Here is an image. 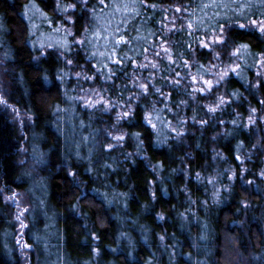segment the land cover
<instances>
[{"label":"trees","instance_id":"obj_1","mask_svg":"<svg viewBox=\"0 0 264 264\" xmlns=\"http://www.w3.org/2000/svg\"><path fill=\"white\" fill-rule=\"evenodd\" d=\"M27 1L0 0V78L31 116L0 109V264H171L169 245L176 264H264V34L236 25L264 0L75 1L86 41L44 55Z\"/></svg>","mask_w":264,"mask_h":264},{"label":"rangeland","instance_id":"obj_2","mask_svg":"<svg viewBox=\"0 0 264 264\" xmlns=\"http://www.w3.org/2000/svg\"><path fill=\"white\" fill-rule=\"evenodd\" d=\"M54 1L55 4L58 5H60V2H62V0H54ZM75 1L83 2L84 0H72V2L66 6H64V4H61L60 8L59 7L55 8L56 14L54 15L48 13V11L44 9L43 4H41V1L39 0H28L27 3L24 5L23 17L29 26V37H30L29 42L31 46L38 52L39 55H44L46 49H57L58 51H63V50L66 51L70 48L71 45L80 46L86 41V34H84V36L83 35L79 36L74 31L76 8L70 7V5H74ZM236 16L238 17V14ZM261 20H264V18L256 21L259 22ZM241 24L244 23L241 22ZM3 32H4V27L0 23V58L1 59H3L2 57L9 58V56L5 52L6 50H4L3 48L4 47L3 45L4 41H2ZM99 33H100L99 29H96L95 34H99ZM89 39L92 40V35ZM97 54H98L97 57L100 58L99 60H103L104 62H106L105 60L109 59L110 57L103 50L97 51ZM260 58L257 63L258 64L257 68L258 70L259 69L261 70H259L260 72L257 71V74L264 72V59L263 58L260 59ZM3 64L4 61H2L1 63L2 67ZM106 67L110 68L109 65H107ZM238 68H239L238 65L232 66L231 72L236 73ZM223 75L224 73L221 74V76ZM82 100H84V105L87 107H92V106L95 107L102 104L103 102L102 99L97 100L95 98L94 99L82 98ZM0 109L8 110V113L13 117L12 119L18 121L23 126L25 125L23 123L24 121L27 124L31 123V116L28 113H25L21 108L17 107L15 104H12L9 101V87H7L6 81H3L2 78H0ZM31 155L32 154L30 153V157H32ZM13 205L16 206L19 218L27 219L26 217L30 209L32 208L28 196L22 195V198H20L19 200L18 198L17 200H14ZM31 216L33 217V215ZM18 229H19V236L24 238L23 234H25L26 227L23 228L21 224H17V230ZM45 235H47L48 238H52L54 236V231L51 228H48L47 231L45 232ZM27 247L30 246L27 245ZM168 251L170 254L167 257L169 259L167 261L170 263L172 262L171 264H176L177 255L174 249L170 247V245ZM55 255H57V252H55Z\"/></svg>","mask_w":264,"mask_h":264},{"label":"snow or ice","instance_id":"obj_3","mask_svg":"<svg viewBox=\"0 0 264 264\" xmlns=\"http://www.w3.org/2000/svg\"><path fill=\"white\" fill-rule=\"evenodd\" d=\"M85 2H87V0H85ZM100 3H101V4H104V0H100ZM113 6L116 7L117 10H119V6H117V5H113ZM57 7H59V5H57ZM70 7H74V5H70ZM125 9L127 10V6H126V5H125ZM177 11H180V9L178 8ZM241 15H243V12H241ZM237 27H238V28H241V29H243V28H245V27H249V28L253 29L254 31H259L261 34H264V20H261V21H259V22L256 21V20H250L249 23H248L247 25H245V24H240V23L237 22ZM221 31H222V29H221ZM122 40H123V37H121V41H122ZM121 41H117V43H119V42H121ZM213 43H224V41L221 40L220 37H217V38L213 41ZM203 46L207 47L208 45L205 44V45H203ZM239 47H240V48H247L248 45H246V44H241ZM164 50H165V51H168V49H164ZM237 51H239V49H237ZM157 55H159V54H157ZM169 58H170V57H169ZM117 63H119V61H117ZM153 66H155V65H153ZM109 71H110V70H109ZM204 83L207 84V85H209V87H210L211 84H212L211 81H204ZM141 87H145V86L141 85ZM157 91H159V89H157ZM200 91H203V89H200ZM233 95H235V93H233ZM129 112H131V109H129L128 112L123 113V116H124V117H127V116L129 115ZM146 119H147V117H146ZM148 123L151 124V120H150V119H148ZM152 127H155V125H152ZM115 139H123V137H115ZM262 175H264V174H262Z\"/></svg>","mask_w":264,"mask_h":264}]
</instances>
